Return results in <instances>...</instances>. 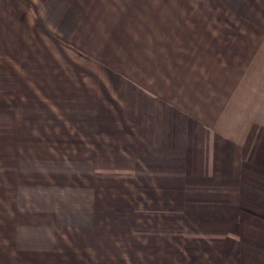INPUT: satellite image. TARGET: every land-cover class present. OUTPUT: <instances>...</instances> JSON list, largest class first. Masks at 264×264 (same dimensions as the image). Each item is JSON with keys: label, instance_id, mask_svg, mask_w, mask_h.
<instances>
[{"label": "crops", "instance_id": "0c3cea01", "mask_svg": "<svg viewBox=\"0 0 264 264\" xmlns=\"http://www.w3.org/2000/svg\"><path fill=\"white\" fill-rule=\"evenodd\" d=\"M0 264H264V0H0Z\"/></svg>", "mask_w": 264, "mask_h": 264}]
</instances>
